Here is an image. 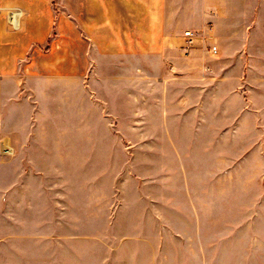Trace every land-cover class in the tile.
<instances>
[{
	"label": "rangeland",
	"instance_id": "374dc122",
	"mask_svg": "<svg viewBox=\"0 0 264 264\" xmlns=\"http://www.w3.org/2000/svg\"><path fill=\"white\" fill-rule=\"evenodd\" d=\"M205 28L0 86V264H264V33Z\"/></svg>",
	"mask_w": 264,
	"mask_h": 264
},
{
	"label": "crops",
	"instance_id": "0c3cea01",
	"mask_svg": "<svg viewBox=\"0 0 264 264\" xmlns=\"http://www.w3.org/2000/svg\"><path fill=\"white\" fill-rule=\"evenodd\" d=\"M260 5L264 0H0V86L41 84L63 70L78 78L92 66L91 51L170 60L183 43L175 33L189 28L212 26L224 51L225 33L234 42L264 33L247 23ZM10 10L21 11L19 29L7 19Z\"/></svg>",
	"mask_w": 264,
	"mask_h": 264
},
{
	"label": "built area",
	"instance_id": "2783aa9c",
	"mask_svg": "<svg viewBox=\"0 0 264 264\" xmlns=\"http://www.w3.org/2000/svg\"><path fill=\"white\" fill-rule=\"evenodd\" d=\"M7 19L9 21L10 25L14 29H19L20 19H21V11H18V10L8 11L7 12ZM211 32H212V29L209 27L205 28V30L202 32H200V31H189V30L186 31L184 38H185V42H186V49H188L187 51L190 52L195 47V41L197 40V37L200 36V34L198 35V33H205L207 39H212L213 35L210 34ZM208 53L212 56H216L219 53V49L215 45L210 46V48L208 49Z\"/></svg>",
	"mask_w": 264,
	"mask_h": 264
}]
</instances>
